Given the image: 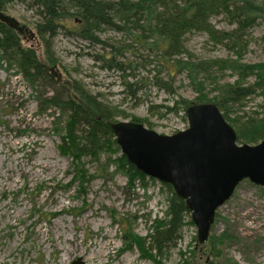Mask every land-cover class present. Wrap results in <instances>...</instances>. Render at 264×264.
<instances>
[{"label":"rangeland","instance_id":"rangeland-1","mask_svg":"<svg viewBox=\"0 0 264 264\" xmlns=\"http://www.w3.org/2000/svg\"><path fill=\"white\" fill-rule=\"evenodd\" d=\"M5 4L3 13L35 32L36 40L20 33L22 44L36 48L48 68L55 66L64 80H79L97 101L112 109L113 121L136 118L160 134L187 127L179 102L194 101L197 96L186 73L172 62L255 63L264 59V26L257 19L239 29L240 48L232 41L215 42L204 30H188L181 36L185 50L166 62L158 50L146 46L147 37L137 41L124 31L103 27L97 32L98 41H88L59 29L50 41V60L36 33V8L28 0ZM209 21L220 31L238 27L235 17L227 13L213 14ZM19 59V53L0 45V264H70L77 258L83 264H154L148 251L142 253L131 239L124 238V232L130 223V236L148 243L152 224L165 217L168 191L164 183L148 176L132 182L117 167L120 149L104 145L98 161L82 158L92 177L78 186L72 180V156L62 152L61 139L54 131L64 127L66 116L54 108L45 109L37 99L40 94L54 93L58 83L51 75L53 81L40 79L33 86ZM236 78L230 67L199 77L210 98L216 95V85ZM263 104L264 96L256 92L233 107L231 116L260 113ZM105 161L107 167L98 171ZM224 231L233 237L220 249L223 264H264L263 187L248 179L239 182L216 209L210 228L211 235ZM196 234L190 213L183 216L179 237L160 255L162 264H179L182 253L193 264H219V257L207 254L209 240L197 244Z\"/></svg>","mask_w":264,"mask_h":264},{"label":"trees","instance_id":"trees-1","mask_svg":"<svg viewBox=\"0 0 264 264\" xmlns=\"http://www.w3.org/2000/svg\"><path fill=\"white\" fill-rule=\"evenodd\" d=\"M8 0H0V10L5 9ZM36 8L39 19L35 22L37 35L45 46L48 59L50 41L59 29L88 41H98L97 32L103 27H110L126 34H131L137 41L147 37L146 46L158 50L162 61L170 60L185 49L181 43V36L191 29L204 30L209 37L218 43H229L240 48L238 43L239 29L245 25H252L259 19L264 26V0H28ZM231 8V9H230ZM227 13L233 15L238 27L233 31L216 30L210 23L209 17L213 14ZM72 22V27L67 25ZM244 26V27H245ZM23 34V33H22ZM22 34L0 21V45L6 49L14 50L20 55L19 66L22 68L29 82L34 86L40 79L48 78L53 81L48 65L40 57L36 48L23 46ZM150 40V41H149ZM264 45V31L261 36ZM120 48H117L119 50ZM240 56L241 52L237 51ZM112 62V58H106ZM172 62L177 70L184 71L193 90L197 92L194 101L181 99L183 110L191 102H214L224 118L234 128L236 141L239 144H256L264 139V104L260 113H253L247 117L241 115L231 116L233 107L241 103L248 96L260 92L264 96V59L255 63H241L239 61H203ZM227 63V64H225ZM120 66L121 64L115 63ZM167 65V64H166ZM230 67L238 76L233 82L216 85V95L211 98L204 92L203 83L199 77L201 73H209L217 69L222 71ZM171 76V75H170ZM210 76V74H209ZM253 76L252 82L248 77ZM52 78V79H51ZM55 80V79H54ZM58 88L49 96H37L40 106L45 109L54 108L65 114L64 127L56 129L59 135L63 153L71 154L72 180L82 186L92 175L85 167L82 158L89 156L98 161V154L107 146L112 150H119L114 135L108 125L113 121L114 112L107 105L96 100L79 80H55ZM128 86H130L128 84ZM133 121L142 122L133 118ZM143 123V122H142ZM57 125V123L55 124ZM107 159H110L108 157ZM115 161V160H114ZM117 167L123 171L132 182L136 179H145L146 175L137 170L128 162L123 154L116 160ZM99 164V163H98ZM109 163L99 164L98 171L107 167ZM167 196V209L165 217L155 220L151 226L148 243L145 238L131 235L129 226L124 232V238L131 239L138 249L149 257L154 264H162L160 255L168 245L173 244L179 237L183 216L189 215L185 201L178 197L170 184L164 183ZM113 220L116 217L113 215ZM122 222H119L121 224ZM133 234V233H132ZM227 231L208 237L210 247L207 254L212 258L221 257L220 249L226 240L232 238ZM154 251V253H153ZM193 253V250L191 251ZM192 257V256H191ZM179 264H193L192 259L181 254Z\"/></svg>","mask_w":264,"mask_h":264},{"label":"water","instance_id":"water-1","mask_svg":"<svg viewBox=\"0 0 264 264\" xmlns=\"http://www.w3.org/2000/svg\"><path fill=\"white\" fill-rule=\"evenodd\" d=\"M0 21L28 39L31 29L0 10ZM24 37V36H23ZM56 81L62 76L55 66ZM187 127L160 134L133 120L108 121L116 144L129 163L148 177L170 184L185 201L197 227V244L208 240L216 209L244 179L264 188V139L239 144L234 128L214 102H191L185 108ZM70 264H83L79 258Z\"/></svg>","mask_w":264,"mask_h":264},{"label":"bare ground","instance_id":"bare-ground-1","mask_svg":"<svg viewBox=\"0 0 264 264\" xmlns=\"http://www.w3.org/2000/svg\"><path fill=\"white\" fill-rule=\"evenodd\" d=\"M56 80V79H55Z\"/></svg>","mask_w":264,"mask_h":264}]
</instances>
